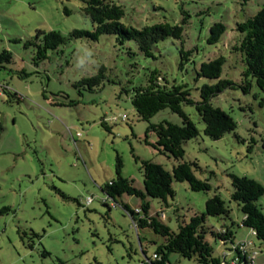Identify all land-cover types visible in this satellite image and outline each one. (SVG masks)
<instances>
[{"label": "rangeland", "instance_id": "obj_1", "mask_svg": "<svg viewBox=\"0 0 264 264\" xmlns=\"http://www.w3.org/2000/svg\"><path fill=\"white\" fill-rule=\"evenodd\" d=\"M113 1L125 9L122 22L135 28L164 21L183 25L188 14L183 41L168 38L148 58L131 41L119 45L115 35L97 41L71 38L39 60V31L66 37L75 29L93 31L82 2L0 0V55L13 56L0 60V264H140L152 258L164 239L151 229L136 228L120 206L128 203L136 210L144 200L124 194L116 198V207L105 189L118 179L119 158L123 177L143 191L142 160L172 171L178 160L160 154L145 139L150 124L183 122L170 109L149 122L140 119L132 104L135 89L157 71L170 86L187 85L199 101L201 88L217 82L199 79L197 71L220 56L227 59L222 78L238 83L243 62L229 46L239 36L237 24L264 8V0ZM219 22L227 26L226 34L210 45L209 30ZM182 46L192 51L184 66ZM102 68L101 86L90 90L80 84ZM213 105L229 113L237 129L214 141L205 135L196 108L186 106L200 135L183 144L180 161L195 162V176L208 181L211 190L194 192L188 183L173 181L174 197L167 203L149 198V214L177 232L179 221L204 213L207 200L219 195L232 210L230 219L209 216L207 224L216 232L234 222L238 240L247 229L238 226L243 213L230 199L231 176L253 178L264 186V92L255 84L249 94L227 89ZM148 140L155 143L157 137L150 133ZM258 204L264 214V197ZM208 239L220 257L225 247ZM256 240L263 252L256 258L260 264L264 243ZM169 262L196 264L176 253Z\"/></svg>", "mask_w": 264, "mask_h": 264}, {"label": "trees", "instance_id": "obj_2", "mask_svg": "<svg viewBox=\"0 0 264 264\" xmlns=\"http://www.w3.org/2000/svg\"><path fill=\"white\" fill-rule=\"evenodd\" d=\"M79 1L83 4L81 10L83 15L89 18L94 25L93 31L75 29L71 32L70 37L57 31L50 33L39 31L38 38L42 37L40 45H38L39 60L47 58L48 51L58 49L71 38H87L97 41L104 35H115L119 45L123 46L131 41L148 58L153 57L154 47L168 38L183 41L185 24L189 17L186 13L183 25H173L164 21L153 26L135 28L122 22L125 17V9L113 0ZM209 31L207 42L215 46L226 34L227 26L221 22L214 23ZM235 31L239 36L234 38V42L229 47L232 53L243 62L241 80L238 83L222 78L223 67L227 59L220 56L215 60L203 62L197 71L199 79L206 78L217 82L214 85L205 84L201 88L199 101L192 98L191 89L187 85L170 86L157 71L151 74L145 86L137 87L132 96V104L140 119L149 122L159 111L170 109L171 112L178 114L183 122L181 126L169 122L150 124L147 134H155L157 140L155 143H150L148 135L145 139L146 144L152 146L160 154L178 160L172 171L166 170L161 164L142 160L141 168L145 190L143 191L136 188L133 181L123 177L122 163L119 158L117 163L118 179L111 182L105 189L107 198L114 203H116L117 197L124 194L143 199L144 203L139 208L140 212L132 210L125 203L120 206L130 215L136 228L151 229L164 239V243L159 244L154 253L158 257L142 260L140 264H171L169 262L171 253L192 259L196 264H222L223 257H216L208 236L220 240L226 247L237 240L234 222L231 226L225 224L216 232L212 231L207 224L209 216L230 219L232 210L219 195L207 200L204 213L195 214L189 222L179 221L177 232L163 224L159 216L154 217L149 214L150 203L148 202V199L152 198L167 203L169 198H173L176 194L172 185L173 181L188 183L194 192L211 190L208 181H202L195 176L194 167L197 168L195 162H180L185 156L183 144L200 135L196 123L185 113L186 106L196 108L197 114L205 125V135L216 141L225 134L234 132L237 129V123L225 110L214 106L213 100L227 89H241L244 93L249 94L253 84L264 92V8L253 17L238 23ZM179 51L182 60L181 66H184L186 62H190L192 51L185 50L183 46ZM11 58L13 56L10 52L0 55L2 61H10ZM105 71L106 68H102L101 74L83 79L80 84L94 90L96 86H101L105 80ZM70 105L72 106L73 102ZM231 178L233 192L230 199L238 204L243 213V221L238 226L253 230L259 242L264 243V214L258 204V200L264 197V186L249 177L232 175Z\"/></svg>", "mask_w": 264, "mask_h": 264}, {"label": "built area", "instance_id": "obj_3", "mask_svg": "<svg viewBox=\"0 0 264 264\" xmlns=\"http://www.w3.org/2000/svg\"><path fill=\"white\" fill-rule=\"evenodd\" d=\"M90 201H92V199H90ZM117 205H118L117 203H114V206L117 207ZM135 211L140 212L139 208H137ZM159 215L163 219L166 218L163 211ZM251 232L253 233V235H255V232L253 230H251ZM252 245L253 243L247 240H242V239L236 240L235 243L227 247L228 253L230 252L235 253L234 260L231 261L230 263L223 261L222 264H257L256 258L258 255V250ZM153 257L157 258L158 256L154 254Z\"/></svg>", "mask_w": 264, "mask_h": 264}, {"label": "crops", "instance_id": "obj_4", "mask_svg": "<svg viewBox=\"0 0 264 264\" xmlns=\"http://www.w3.org/2000/svg\"><path fill=\"white\" fill-rule=\"evenodd\" d=\"M128 204V203H127ZM130 208H132L130 205H128ZM137 208H139V207H137ZM133 209V208H132ZM240 228H243V227H240ZM240 239H242V240H247V241H249V242H252L253 243V247H255L257 250H258V257H260L261 256V254L263 253L262 252V247H260L258 244H257V238H256V236L255 235H253V233L251 232V230H249V229H247V235H245V237H243V238H240ZM222 243V242H221ZM222 246H224L225 248H224V251L223 252H220V256H222L223 257V261H225V262H227V263H230L231 261H233L234 260V258H235V253H228L227 251V247H226V245L225 244H223L222 243ZM257 261V260H256ZM257 263V262H256ZM258 264V263H257ZM260 264H264V257H262V259H261V262H260Z\"/></svg>", "mask_w": 264, "mask_h": 264}]
</instances>
